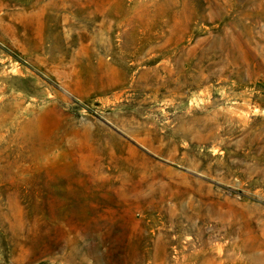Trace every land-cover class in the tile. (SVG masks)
Masks as SVG:
<instances>
[{"label": "rangeland", "instance_id": "rangeland-1", "mask_svg": "<svg viewBox=\"0 0 264 264\" xmlns=\"http://www.w3.org/2000/svg\"><path fill=\"white\" fill-rule=\"evenodd\" d=\"M0 264H264V0H0Z\"/></svg>", "mask_w": 264, "mask_h": 264}]
</instances>
